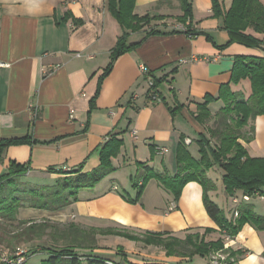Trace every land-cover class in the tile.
<instances>
[{"label": "crops", "instance_id": "obj_1", "mask_svg": "<svg viewBox=\"0 0 264 264\" xmlns=\"http://www.w3.org/2000/svg\"><path fill=\"white\" fill-rule=\"evenodd\" d=\"M187 2L193 13L188 24L196 35L175 29L185 25L180 22L184 16L180 0H136L135 15L161 20L152 21L139 32H130L127 43L140 44L114 62L91 111L99 80L124 33L109 9V0H0V60L10 64L0 68V141H29L4 149L0 176L9 172L12 162L28 169L22 178H42L46 174L62 177L79 169L89 173L99 167L100 152L106 143L112 139L123 142L119 155L111 159L115 171L95 188L80 191L77 202L59 211L25 204L13 223L36 220L74 225L95 235L93 249H75L76 252L112 263L120 260L122 264H210V259L200 257L177 260L165 252L157 256L158 247L102 234L114 229L184 240L187 234H203L210 228L217 233L207 241L221 237L205 210L203 188L196 182L188 183L175 202L172 194L153 179L136 204L123 198L125 193L115 181L105 184L122 171L133 174L131 169H135L142 174L143 165L157 173L166 169L174 176L182 138L192 156L200 159L196 142L201 134L209 137L208 129L214 119L199 122L198 106L207 96L217 98L222 86L230 85L233 92L242 94L238 87L250 81L231 83L236 58L264 57V49L240 44L219 49L228 42L229 35L222 21L212 16V1ZM152 30L157 33L148 35ZM142 65L148 76L141 73ZM55 67L58 69L54 73L47 74ZM153 78L161 81L160 102L150 99L149 82ZM251 94L252 90L250 95L242 96L248 99ZM216 105L219 107L213 111ZM178 106L181 109L172 114L170 109ZM223 107L224 102L218 100L208 109L214 117ZM252 125L253 139L241 143L251 157L264 159V116L257 117ZM187 140L191 141L189 145ZM157 148H166L168 152L160 154ZM219 169L208 172L216 185L209 196L217 191L218 199L226 203L225 208L230 207L226 218L236 221L234 211L242 205H252L254 212L264 217L263 198L242 202L244 194L238 191L233 196L239 195L241 202L238 206L233 203V196H228L219 178L213 176ZM22 178L18 183L23 186L39 185L23 184ZM136 192L130 188L126 195L135 198ZM172 207L175 209L171 210ZM6 225L0 220V232ZM109 239L123 247L122 253L106 245ZM45 240L48 236L29 244L37 247ZM228 246L233 252H244L233 264H264V230L253 224H245Z\"/></svg>", "mask_w": 264, "mask_h": 264}, {"label": "trees", "instance_id": "obj_2", "mask_svg": "<svg viewBox=\"0 0 264 264\" xmlns=\"http://www.w3.org/2000/svg\"><path fill=\"white\" fill-rule=\"evenodd\" d=\"M180 1L184 10V16L180 18V22L186 25L192 20V6L187 0ZM211 1L212 16L222 21L223 29L229 35L228 42L219 49L232 44L264 49V5L259 0H232L230 8L225 6V0ZM135 3L136 0H109V9L124 33L112 51L110 64L99 80L97 92L91 101V111L95 109L103 80L111 73L114 62L140 44L127 43L130 32H139L149 26L152 21L161 20L160 17L135 15ZM249 30L262 35L263 38L249 33ZM155 33L157 32L152 30L148 35ZM189 34L196 35L195 32ZM244 80H249L251 84L252 94L248 99H245L242 94L233 92L230 85H226L221 87L217 98L207 96L205 102L198 106L196 119L199 122L207 123L214 119L213 125L208 129L209 137L201 134L197 141L200 159L192 156L185 144V139L182 138L177 149V173L174 176L166 169L163 173H157L151 167L143 165L142 179L133 182V188L137 191L135 198L123 195L127 202L138 203L147 183L154 179L172 194L174 201L177 202L184 187L188 183L196 182L203 188L205 210L218 226L221 237L207 241L208 235L217 233V230L210 228L205 229L203 234L197 232L194 236H187L185 240L149 232L143 235L129 234L114 229L102 232L103 235L120 236L131 241L142 242L147 246L160 247L168 257L208 259L211 254L220 251L225 254L231 252V256L237 258L244 255L242 251L225 250L223 232L236 237L247 223L253 224L259 230H264V217L257 215L252 205H242L238 209L239 218L233 222L229 221L224 211L209 196V192L216 190V185L208 177V172L218 167L224 171L223 183L228 196H233L238 191L250 196L255 192L264 195V159L251 157L241 143V141L249 142L253 139L254 126H251L249 133H244L242 129L249 123L253 124L257 117L264 116V57L236 58L231 83L238 85ZM153 82L154 86L150 93H158L161 81L153 78ZM218 100L224 102V107L213 117L208 106ZM178 109H181V106L170 111L173 114ZM27 142H29L28 138L0 141V160L7 146ZM122 145V141L112 139L101 149V163L98 168L89 173L79 169L63 174L52 186L27 185L19 188L17 184L26 175L28 169L12 162L9 172L0 176V220L6 222L5 229L17 221L19 210L25 204L35 209L59 211L77 202L80 191L95 188L115 171L111 159L119 155ZM151 149L154 154V148ZM131 180L133 181V178ZM10 234L11 236L7 233L0 235V245L9 249H14L16 244H29L48 236L50 245L41 248L42 251L48 252V259L44 264H107V261L102 258L92 255L82 256L76 252L75 249H93L95 235L84 232L74 225L20 221L18 229L10 231ZM117 250L121 253L123 248L120 247Z\"/></svg>", "mask_w": 264, "mask_h": 264}, {"label": "rangeland", "instance_id": "obj_3", "mask_svg": "<svg viewBox=\"0 0 264 264\" xmlns=\"http://www.w3.org/2000/svg\"><path fill=\"white\" fill-rule=\"evenodd\" d=\"M259 1L261 2V4L264 5V0H259ZM231 5H232V0H225V6L226 7L227 6H231ZM253 49H256V48H253ZM238 90L243 95L248 96L251 93L250 84L247 83V82H244V83H242L238 87ZM215 102H217V101H215ZM215 102H213V103H215ZM218 107H219V105L213 106V109L212 110L215 111V109L218 108ZM212 125H213V123H211V126ZM250 129H251V123H249L246 127H244L242 129V131L243 132L246 131L247 133H249L250 132ZM199 139H200V136H199ZM131 172L133 174H126V171H122L121 172L122 174H118L117 176H115L116 179H112V180L111 179L110 180L107 179L105 181V184H109V183H112L113 181H115L116 183H118L120 191L122 193H125L126 194L127 190H129L130 188L131 189L133 188V182H135V181L137 182V181H140L142 179L141 178V175H142L141 172H138L135 169H133V170L131 169ZM130 175H133V181L130 179ZM213 176L215 178H217V177L219 178V180L221 181V185L220 186L222 188H224L225 186H224V183H223L222 170L221 169L216 170L215 171V174H213ZM59 177L60 176H54L53 174H46V176H44L42 178H37L35 176H32V177H25V178H22V179L24 180L23 181V184L32 183V184L52 186V185H55L57 183ZM17 186L19 188L24 187L21 183H18ZM237 196L239 197V195H237ZM257 198L259 200H262V197L261 196L254 197L252 200H256ZM211 200L214 201L224 211V208L226 207V203H225V201L218 199V197H217V191L212 194ZM227 207L228 208H225V211L226 212L224 211V213H227V215H228L230 213V211H229V208L230 207L229 206H227ZM32 221L35 222L36 220H32ZM16 229H18V223L17 222L16 223H13L9 228L7 227V229H5V227H4L3 228V231L0 232V235L3 234V233H7V234H9L11 236L10 231L16 230ZM124 232H127L129 234H134L135 233V232L133 233L132 231H124ZM195 234L196 233H190V234H187V236H194ZM137 235H143V234H137ZM209 237H210V235H208L206 237V240H209ZM49 245L50 244H49L48 240H45L42 245H39L37 247H36V245H30V244L20 243V244H16L15 245L16 247L14 246V249L17 248V247H19V246H22V247L26 248L29 251V260L27 261L26 264H44V262L48 259V254L44 253L39 248H41L42 246H49ZM106 245L109 246V247H111V248H113V249H115V251H118L117 249H119L120 247H122L121 245H119V243L115 239H109L108 240V243ZM0 246H2V245H0ZM3 247H5V246H3ZM156 251H157V254H156L157 256H160L162 252H165L160 247H158V249ZM84 255H88V253L87 254H84ZM213 255H217V254H211L208 259H212L214 257ZM220 255H222L223 258H224L222 262L223 263H226V264H233V262L237 260V257L236 256H233V255L231 256V252L228 253L227 255H224V254L220 253ZM180 258H182V257L173 256V259L179 260ZM113 263L114 264H122V262L120 260L117 261V262L114 261Z\"/></svg>", "mask_w": 264, "mask_h": 264}, {"label": "built area", "instance_id": "obj_4", "mask_svg": "<svg viewBox=\"0 0 264 264\" xmlns=\"http://www.w3.org/2000/svg\"><path fill=\"white\" fill-rule=\"evenodd\" d=\"M188 26H190V24L187 23L184 26H176L175 29L186 32L187 34H189L190 32H193V31ZM7 67H10V64H7V63L3 62L2 60H0V68H7ZM57 69H58L57 67L52 68L51 70H49V72H47V74H52ZM140 71L143 75H146V76L149 75L147 68L143 65L140 66ZM149 86H150V90H151L154 86L153 80H150ZM150 97L155 102L161 101L158 93H150ZM186 143L189 145L191 143V141L187 140ZM156 151H158L160 154H165L168 152V150L166 148H157ZM259 196H261L264 199V196H262L258 192H255L254 195H252V196L244 194L242 196V202H250L254 197H259ZM232 201L235 205L238 206L241 202V199H239L236 196H233ZM174 209H175V207L171 208V210H174ZM239 215H240L239 211L235 210L234 214H233V218L238 219ZM232 238L233 237L229 236L226 232H223V240L225 242V250L229 249L228 242ZM220 253L227 255L222 251L215 253L217 255H213L214 257L212 259H210V264H226V263L222 262L224 258L222 255H220ZM28 260H29V251L26 248L19 246L15 249H9V248L0 246V264H26ZM107 264H114V263L107 261Z\"/></svg>", "mask_w": 264, "mask_h": 264}]
</instances>
